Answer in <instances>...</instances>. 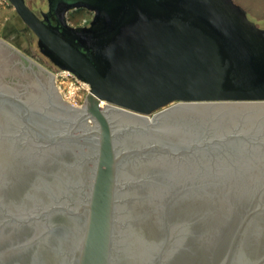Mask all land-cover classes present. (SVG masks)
Wrapping results in <instances>:
<instances>
[{"label": "water", "instance_id": "95a60500", "mask_svg": "<svg viewBox=\"0 0 264 264\" xmlns=\"http://www.w3.org/2000/svg\"><path fill=\"white\" fill-rule=\"evenodd\" d=\"M7 1L89 93L69 105L0 39V264H264V27L248 9ZM76 8L88 24L68 23Z\"/></svg>", "mask_w": 264, "mask_h": 264}, {"label": "rangeland", "instance_id": "374dc122", "mask_svg": "<svg viewBox=\"0 0 264 264\" xmlns=\"http://www.w3.org/2000/svg\"><path fill=\"white\" fill-rule=\"evenodd\" d=\"M241 6L248 9L250 17L256 21L257 24L264 27V0H235ZM33 11L37 9L46 8V0H27ZM68 23L70 25H84L92 19L93 14L85 9H74L67 13ZM0 39L8 46L15 48L26 58L28 57L33 62L37 63L40 67H43L52 75L55 69L45 61L43 56H40L37 50L36 38L30 29L24 25L19 16L16 15L13 6L10 4L6 6H0ZM34 53V54H33ZM61 70V69H59ZM55 81V78H54ZM55 85L56 82H55ZM61 86L66 89V83H61ZM57 87V86H56ZM58 91V88H57ZM63 98V97H62ZM237 102V101H236ZM176 102L168 104V107ZM165 107L164 109L168 108ZM164 109H158L152 114L144 115L148 121H150L154 115Z\"/></svg>", "mask_w": 264, "mask_h": 264}, {"label": "built area", "instance_id": "2783aa9c", "mask_svg": "<svg viewBox=\"0 0 264 264\" xmlns=\"http://www.w3.org/2000/svg\"><path fill=\"white\" fill-rule=\"evenodd\" d=\"M9 5V1L0 0V6ZM56 86L58 92L62 94L64 100L69 102L71 106H79L83 104L87 94L89 93V86L87 83L81 81L75 75L67 70H55L54 72ZM66 83V89L61 86V83Z\"/></svg>", "mask_w": 264, "mask_h": 264}, {"label": "flooded vegetation", "instance_id": "af4514ba", "mask_svg": "<svg viewBox=\"0 0 264 264\" xmlns=\"http://www.w3.org/2000/svg\"><path fill=\"white\" fill-rule=\"evenodd\" d=\"M47 6H48V4H47V0H46V8H45V10H43L42 8L39 10V9H37L36 11H35V13L37 14V15H39V16H41L40 15V13H41V11H47ZM76 9H80V8H76ZM72 10H74V9H72ZM71 10V11H72ZM86 10V9H85ZM71 11H69V12H71ZM69 12H67V13H69ZM90 12V11H89ZM67 13H66V15H67ZM92 13V12H91ZM67 18H68V15H67ZM84 25H86V24H84ZM72 26V25H71ZM74 26H78V25H74ZM80 26V25H79ZM82 26V25H81ZM33 52H38V49L37 50H33ZM34 54V53H33Z\"/></svg>", "mask_w": 264, "mask_h": 264}, {"label": "bare ground", "instance_id": "6f19581e", "mask_svg": "<svg viewBox=\"0 0 264 264\" xmlns=\"http://www.w3.org/2000/svg\"><path fill=\"white\" fill-rule=\"evenodd\" d=\"M105 104L103 101L100 102V105Z\"/></svg>", "mask_w": 264, "mask_h": 264}]
</instances>
